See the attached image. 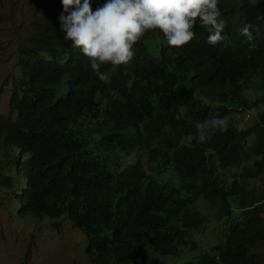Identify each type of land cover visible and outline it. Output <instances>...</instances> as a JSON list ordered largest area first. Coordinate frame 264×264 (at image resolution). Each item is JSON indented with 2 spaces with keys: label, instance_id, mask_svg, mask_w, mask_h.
Returning <instances> with one entry per match:
<instances>
[{
  "label": "trees",
  "instance_id": "obj_1",
  "mask_svg": "<svg viewBox=\"0 0 264 264\" xmlns=\"http://www.w3.org/2000/svg\"><path fill=\"white\" fill-rule=\"evenodd\" d=\"M37 4L42 20L0 114L3 144L18 150L0 186L19 214L69 220L90 264H263L251 248L264 245V195L247 202L234 177L252 130L230 112L256 106L264 126V0H218L227 23L214 47L204 28L179 49L147 30L129 64L102 69L106 82L63 40L60 0ZM245 23L252 40L239 34ZM215 116L229 117L228 131L198 143L194 123ZM200 201L222 212L203 252Z\"/></svg>",
  "mask_w": 264,
  "mask_h": 264
},
{
  "label": "rangeland",
  "instance_id": "obj_2",
  "mask_svg": "<svg viewBox=\"0 0 264 264\" xmlns=\"http://www.w3.org/2000/svg\"><path fill=\"white\" fill-rule=\"evenodd\" d=\"M38 1L0 0V114L4 116L9 112L12 82L21 75L19 56L22 49L33 45L36 25L42 20ZM255 107L236 108L230 112L238 129L252 130L248 142L244 144L243 160L234 173L242 186L241 195L246 197L247 202L256 195H264V126L259 119L263 111ZM95 119L101 120L99 117ZM257 138L261 139V154H256L258 149H252ZM17 151L5 147L0 131V172L10 162V155H17ZM132 157L133 154L125 157V161H130ZM137 157L135 151L134 158ZM255 172L259 176L250 183ZM197 204L203 220L211 222L200 224L199 230L205 229L199 242V252H203L214 245L211 231L215 229L214 221L222 212L216 202L200 201ZM86 245L85 234L65 218L39 219L20 215L15 200L0 186V264H90ZM251 250L261 257L264 264V245L258 243ZM167 258L162 257L166 262ZM180 263V260L168 261V264Z\"/></svg>",
  "mask_w": 264,
  "mask_h": 264
},
{
  "label": "clouds",
  "instance_id": "obj_3",
  "mask_svg": "<svg viewBox=\"0 0 264 264\" xmlns=\"http://www.w3.org/2000/svg\"><path fill=\"white\" fill-rule=\"evenodd\" d=\"M255 0H253V3ZM59 31L78 51L101 82L106 64L124 66L135 56V45L158 29L160 45L179 49L194 38L196 27L204 28L207 43L216 46L223 41L226 21L218 0H106L95 10L90 0H60ZM253 26L245 23L240 35L253 39ZM228 116H215L194 123L198 143H204L216 131L229 129Z\"/></svg>",
  "mask_w": 264,
  "mask_h": 264
}]
</instances>
